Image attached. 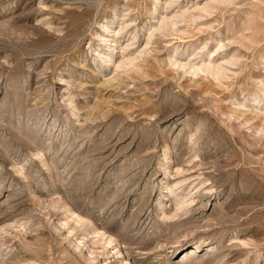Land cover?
Here are the masks:
<instances>
[{"label": "rangeland", "instance_id": "374dc122", "mask_svg": "<svg viewBox=\"0 0 264 264\" xmlns=\"http://www.w3.org/2000/svg\"><path fill=\"white\" fill-rule=\"evenodd\" d=\"M0 264H264V0H0Z\"/></svg>", "mask_w": 264, "mask_h": 264}, {"label": "bare ground", "instance_id": "6f19581e", "mask_svg": "<svg viewBox=\"0 0 264 264\" xmlns=\"http://www.w3.org/2000/svg\"><path fill=\"white\" fill-rule=\"evenodd\" d=\"M203 245H205V244L203 243Z\"/></svg>", "mask_w": 264, "mask_h": 264}]
</instances>
